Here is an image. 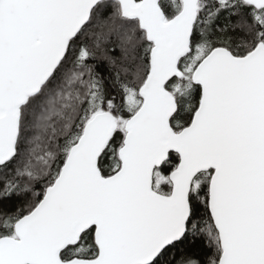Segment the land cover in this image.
<instances>
[{"label":"snow or ice","instance_id":"obj_1","mask_svg":"<svg viewBox=\"0 0 264 264\" xmlns=\"http://www.w3.org/2000/svg\"><path fill=\"white\" fill-rule=\"evenodd\" d=\"M0 264H264V0H0Z\"/></svg>","mask_w":264,"mask_h":264}]
</instances>
